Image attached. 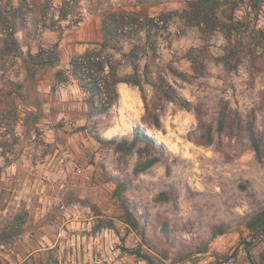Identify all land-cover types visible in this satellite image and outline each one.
Returning a JSON list of instances; mask_svg holds the SVG:
<instances>
[{"label": "rangeland", "instance_id": "1", "mask_svg": "<svg viewBox=\"0 0 264 264\" xmlns=\"http://www.w3.org/2000/svg\"><path fill=\"white\" fill-rule=\"evenodd\" d=\"M1 1L19 5V0ZM64 1L70 16L60 23ZM189 1L28 0L27 28L16 35L18 49L4 46L0 29V264H147L132 254L137 249L157 264L259 262L264 244L246 252L243 241L245 223L264 209V157L258 158L245 132L233 139L216 135L212 146L197 144L195 108H201L206 123L216 124L222 104L228 103L242 126L253 121L264 136V55L254 37L264 29V0L239 4L231 39L221 31L187 28L180 14ZM110 5L142 8L165 20L147 36L135 32L137 59L127 56L133 46L124 45L117 54L119 75L128 77L135 65L140 71L148 66L189 106L156 100L149 84L142 93L121 83L140 105L138 118L121 127L119 93L106 114H90L70 62L101 39V19ZM40 51L53 53L55 63L36 64ZM195 55L205 66L199 77L188 60ZM146 103L157 109L161 129L143 123ZM117 127L124 135L108 137ZM136 129L166 151L162 162L138 176L133 174L137 155L120 168L118 156L94 138L131 140ZM162 140L179 150L171 151ZM117 181L126 185L122 199ZM168 190L175 191L177 204L155 201ZM124 203L144 228V243L122 223ZM158 216L170 222L168 240ZM102 221H112L116 230ZM221 224L227 232L213 237L212 227Z\"/></svg>", "mask_w": 264, "mask_h": 264}, {"label": "trees", "instance_id": "2", "mask_svg": "<svg viewBox=\"0 0 264 264\" xmlns=\"http://www.w3.org/2000/svg\"><path fill=\"white\" fill-rule=\"evenodd\" d=\"M245 0H190L187 7L182 11L180 17L187 28H198L206 33L221 31L226 38L231 39L233 31L236 29L238 20L236 12L241 2ZM47 4V3H46ZM29 6L28 0H19L18 7H9L0 0V29L4 31V46L7 48L16 47L18 41L16 35L19 30L25 33L27 24L23 9ZM67 3H63L58 21L65 22L70 14L65 13ZM43 15L49 11L47 5L41 7ZM159 19L165 20L161 17ZM155 17H150L144 9H129L126 7H114L110 5L103 14L102 18V40L93 42L92 48L74 56L70 62L71 74L77 82L80 89L86 94V104L90 109V114L104 115L112 106L118 102L117 87L121 83H127L137 87L144 93V84H149L154 88L156 100L176 102L184 107L189 106L187 102H182L176 92L163 77L156 79L149 72L148 66L144 71H140L138 66L132 67L133 72L128 77L119 75V61L117 54L122 51L126 43L132 45L128 53L130 59L138 58L136 54L137 45L134 43L135 32H147L153 29H159L155 22ZM17 21L22 23L19 28ZM255 39L259 46L263 47L264 55V29L255 31ZM53 52V51H52ZM53 53L43 54L41 51L34 57L38 65L53 64ZM192 65L193 71L199 76L205 72V66L199 61V56H190L188 59ZM225 64H227L225 62ZM60 81L66 82L68 79L62 73L57 72ZM154 78V79H153ZM145 99V97H144ZM146 102V101H145ZM156 108V104L154 103ZM157 109H150L146 103V112L142 118L143 123L161 129V121ZM198 120V137L196 143L202 146H212L215 144V137L226 136L230 139L243 132L247 134L251 147L259 159L264 157V136L256 133L253 121H249L246 126H242L241 118L236 110L229 107L228 103H223L218 114L216 124L206 123L203 120V114L200 107L195 108ZM95 140L103 147L110 148L117 156L120 168L126 169L129 164V158L137 155L138 160L133 168V174L138 176L151 170L156 164L162 162L163 155L166 154L165 147L159 145L155 140L148 137L141 130L134 131L133 139H104L99 135L94 136ZM122 169V170H123ZM168 172L170 167L167 166ZM126 188L125 183L117 181L116 190L120 191L119 198L122 199V191ZM158 203L177 204L178 197L173 190L162 191L155 199ZM122 223L126 228L135 233L141 242H145V230L139 220L133 215L130 208L123 204ZM103 227L116 230L112 221H102ZM157 225L160 228L161 235L168 240L170 237V222L166 217L158 216ZM245 231L248 238L243 241L244 250L251 252L258 245L264 244V209L260 210L245 223ZM228 228L224 224L214 225L212 227L213 237H218L227 232ZM133 255L145 261L147 264H157L151 255L143 254L141 250L133 251ZM264 264V251L260 255L257 263Z\"/></svg>", "mask_w": 264, "mask_h": 264}, {"label": "bare ground", "instance_id": "3", "mask_svg": "<svg viewBox=\"0 0 264 264\" xmlns=\"http://www.w3.org/2000/svg\"><path fill=\"white\" fill-rule=\"evenodd\" d=\"M119 93V106L117 108L118 122L123 129L127 128L126 120H135L139 116V103L133 96L131 89L126 84H120L118 86ZM121 128V129H122ZM117 128L108 131L107 136L112 137V135L123 136L124 132ZM121 130V131H120ZM166 145H168L171 151L177 152L179 150L177 144H172L165 140H162Z\"/></svg>", "mask_w": 264, "mask_h": 264}, {"label": "built area", "instance_id": "4", "mask_svg": "<svg viewBox=\"0 0 264 264\" xmlns=\"http://www.w3.org/2000/svg\"><path fill=\"white\" fill-rule=\"evenodd\" d=\"M155 22L157 23V25H158L159 27H163V26L165 25L164 21L161 20V19H159V18H156V19H155Z\"/></svg>", "mask_w": 264, "mask_h": 264}, {"label": "crops", "instance_id": "5", "mask_svg": "<svg viewBox=\"0 0 264 264\" xmlns=\"http://www.w3.org/2000/svg\"><path fill=\"white\" fill-rule=\"evenodd\" d=\"M136 10H138V9H136ZM103 18V17H102ZM101 29H102V19H101ZM102 36H103V32H102ZM102 40V37H101V39L100 40H98V41H101ZM98 41H95V42H98ZM93 43V42H92Z\"/></svg>", "mask_w": 264, "mask_h": 264}]
</instances>
